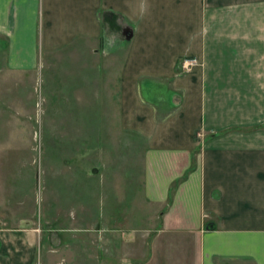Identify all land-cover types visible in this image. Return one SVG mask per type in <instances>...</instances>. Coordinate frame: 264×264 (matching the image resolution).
Returning <instances> with one entry per match:
<instances>
[{"label":"crops","instance_id":"1","mask_svg":"<svg viewBox=\"0 0 264 264\" xmlns=\"http://www.w3.org/2000/svg\"><path fill=\"white\" fill-rule=\"evenodd\" d=\"M0 49V130L26 124L45 64L71 63L58 67L77 98L106 97L115 116L101 134L91 119L48 122L69 126L53 136L69 144L53 141L44 162V220L0 191V264H264V0H0ZM184 57L199 62L189 73ZM62 87L49 92L72 99ZM128 134L143 144L129 213L125 196L104 189L101 205L96 192L98 136Z\"/></svg>","mask_w":264,"mask_h":264},{"label":"rangeland","instance_id":"2","mask_svg":"<svg viewBox=\"0 0 264 264\" xmlns=\"http://www.w3.org/2000/svg\"><path fill=\"white\" fill-rule=\"evenodd\" d=\"M130 37L131 35L128 34V40ZM4 64V54L2 49H0V83L3 81L6 82V79L9 80V77L5 75ZM58 65H71V63H59L57 66L53 65L52 67L45 64L42 69H39L34 79H32L34 83L32 93L34 98H32L31 113L26 114L29 116L23 119V122H26V124L18 128H13L8 133L0 130V191H6L8 189L13 197L15 196L16 198L27 195L25 206L34 208L36 218L41 221L44 220L42 216L47 208L46 197L49 192L48 178L44 166L48 150L50 146L54 145L53 141L56 140L58 141L55 144H58L57 142L69 144L68 140L63 139V136L69 135V126L62 125L50 128L51 126L48 125V122L59 123L64 118L67 121L66 123L77 118L79 120L91 119L94 122V131H99L101 134L102 131L107 130L105 127H107L106 123L108 124L109 120L113 119L115 121L112 110L111 116L107 120L105 113L107 110L105 104L107 103L103 102L106 100V97L100 98V103H96L97 96L92 94L91 101L83 100V97L79 100L77 94H81V89L73 86L75 83L71 78L72 72H70V67L60 71ZM50 81L53 84L56 83L63 86L61 89L63 91L61 97L66 94L71 96L72 99L66 101L59 100L57 93L51 94L49 92ZM7 89L0 86V96L7 95ZM4 108L5 104L0 103V127L5 119L4 117H6V110ZM77 122L79 123L78 120ZM59 133L66 135L53 137L54 135H60ZM99 137V148L107 147V149L105 148L106 150L101 159L96 155V163L99 160L101 161V166L99 164V169L97 167L96 170H99L103 176L96 181V185H99V187H96V192L100 195L98 200H100V204L102 205L104 203V189H106L105 193L109 189L111 197L114 198L115 193H117L127 198L125 205L129 213V211L142 205L139 199V193L142 187L140 177L142 170V141L133 134H128L120 138L115 136ZM118 139H121L120 141L123 143L120 146L121 151L124 153L123 157L121 151L118 150ZM68 148L69 146L65 147V149ZM120 156L121 160L119 158ZM122 164H124V167ZM124 170H126L125 184L123 183L124 178L121 177L122 171L124 172ZM78 185L80 189L81 184H76V189ZM63 189L67 191L73 190L71 183L68 185L65 184ZM83 189L84 187L80 189V192ZM71 194L72 192H70ZM113 201L115 205L118 203L116 199H113ZM96 202L97 200H95V204ZM121 202L124 203L123 200ZM70 237L72 236L68 237V247L65 248L68 251L73 241ZM89 241L91 246H95L96 240L89 239ZM54 250L53 248L48 249L52 254L55 252ZM41 251L43 252L42 248ZM48 256L46 254V258H41V261L43 260L45 262L43 264H54V255H52V258ZM63 262L59 261L58 264H66Z\"/></svg>","mask_w":264,"mask_h":264},{"label":"built area","instance_id":"3","mask_svg":"<svg viewBox=\"0 0 264 264\" xmlns=\"http://www.w3.org/2000/svg\"><path fill=\"white\" fill-rule=\"evenodd\" d=\"M198 60L196 57H184L180 61V68L181 71L184 73H189L191 72L195 66H197Z\"/></svg>","mask_w":264,"mask_h":264},{"label":"clouds","instance_id":"4","mask_svg":"<svg viewBox=\"0 0 264 264\" xmlns=\"http://www.w3.org/2000/svg\"><path fill=\"white\" fill-rule=\"evenodd\" d=\"M116 39H119V36L117 33L109 32V31L106 32V42H110L114 44Z\"/></svg>","mask_w":264,"mask_h":264},{"label":"trees","instance_id":"5","mask_svg":"<svg viewBox=\"0 0 264 264\" xmlns=\"http://www.w3.org/2000/svg\"><path fill=\"white\" fill-rule=\"evenodd\" d=\"M231 130V129H230Z\"/></svg>","mask_w":264,"mask_h":264}]
</instances>
